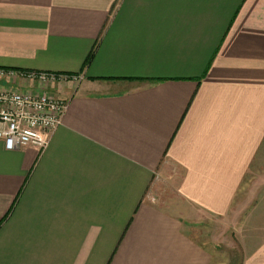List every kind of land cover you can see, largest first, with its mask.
Returning a JSON list of instances; mask_svg holds the SVG:
<instances>
[{
  "label": "crops",
  "instance_id": "obj_1",
  "mask_svg": "<svg viewBox=\"0 0 264 264\" xmlns=\"http://www.w3.org/2000/svg\"><path fill=\"white\" fill-rule=\"evenodd\" d=\"M0 68L79 76L0 81L68 103L0 139V264H214L206 224L264 218V0H0Z\"/></svg>",
  "mask_w": 264,
  "mask_h": 264
},
{
  "label": "built area",
  "instance_id": "obj_2",
  "mask_svg": "<svg viewBox=\"0 0 264 264\" xmlns=\"http://www.w3.org/2000/svg\"><path fill=\"white\" fill-rule=\"evenodd\" d=\"M24 78L40 84L79 79L44 71L0 68V81ZM67 101L47 91L14 90L0 86V139L5 148L15 150L24 146L43 149L52 132L62 124Z\"/></svg>",
  "mask_w": 264,
  "mask_h": 264
},
{
  "label": "rangeland",
  "instance_id": "obj_3",
  "mask_svg": "<svg viewBox=\"0 0 264 264\" xmlns=\"http://www.w3.org/2000/svg\"><path fill=\"white\" fill-rule=\"evenodd\" d=\"M252 190L253 186L250 187L251 197ZM243 198L236 199L228 215L214 218L205 226L202 240L213 247L214 264H241L264 236L260 233L264 231V218L257 219L261 227L258 222L255 224L254 218L242 216L248 214V205H253L252 201L244 203Z\"/></svg>",
  "mask_w": 264,
  "mask_h": 264
},
{
  "label": "trees",
  "instance_id": "obj_4",
  "mask_svg": "<svg viewBox=\"0 0 264 264\" xmlns=\"http://www.w3.org/2000/svg\"><path fill=\"white\" fill-rule=\"evenodd\" d=\"M92 54L89 56L87 62H89L91 60Z\"/></svg>",
  "mask_w": 264,
  "mask_h": 264
}]
</instances>
